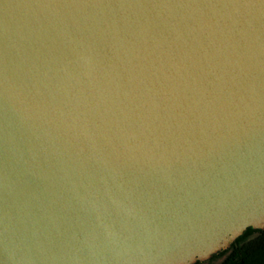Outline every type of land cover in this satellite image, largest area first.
<instances>
[{
	"label": "water",
	"instance_id": "1",
	"mask_svg": "<svg viewBox=\"0 0 264 264\" xmlns=\"http://www.w3.org/2000/svg\"><path fill=\"white\" fill-rule=\"evenodd\" d=\"M264 230V0H0V264H195Z\"/></svg>",
	"mask_w": 264,
	"mask_h": 264
},
{
	"label": "trees",
	"instance_id": "2",
	"mask_svg": "<svg viewBox=\"0 0 264 264\" xmlns=\"http://www.w3.org/2000/svg\"><path fill=\"white\" fill-rule=\"evenodd\" d=\"M227 252L220 264H264V230L248 228L229 249L213 257Z\"/></svg>",
	"mask_w": 264,
	"mask_h": 264
},
{
	"label": "rangeland",
	"instance_id": "3",
	"mask_svg": "<svg viewBox=\"0 0 264 264\" xmlns=\"http://www.w3.org/2000/svg\"><path fill=\"white\" fill-rule=\"evenodd\" d=\"M228 252L223 255H217L216 257H212L207 261L197 262L195 264H220L222 260L227 256Z\"/></svg>",
	"mask_w": 264,
	"mask_h": 264
}]
</instances>
